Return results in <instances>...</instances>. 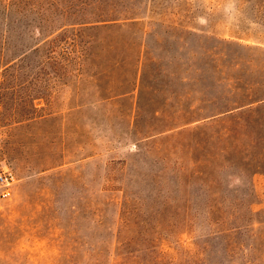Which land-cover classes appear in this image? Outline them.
Here are the masks:
<instances>
[{
	"label": "rangeland",
	"instance_id": "1",
	"mask_svg": "<svg viewBox=\"0 0 264 264\" xmlns=\"http://www.w3.org/2000/svg\"><path fill=\"white\" fill-rule=\"evenodd\" d=\"M17 1L7 56L86 0ZM104 1L138 14L58 29L3 67L0 165L17 180L0 197V264H240L218 240L201 249L207 204L248 205L231 240L264 255V0ZM172 196L188 225L160 220ZM116 233L127 259L109 257Z\"/></svg>",
	"mask_w": 264,
	"mask_h": 264
},
{
	"label": "trees",
	"instance_id": "2",
	"mask_svg": "<svg viewBox=\"0 0 264 264\" xmlns=\"http://www.w3.org/2000/svg\"><path fill=\"white\" fill-rule=\"evenodd\" d=\"M18 3L17 0H0L1 4V23H0V33H1V39H0V69H2L4 66L9 64L10 62L14 61L15 59L20 60L29 55V52H36L38 51V47L40 44L44 42V39L52 35L54 32H56L58 29L67 30V26L71 25H82L83 26H97V25H105V24H115L116 21L122 20V19H131L136 17L135 15L138 13L130 11L129 13H125L126 11H122L116 4H106L104 0H86L84 2V7L81 11V14L79 17H69L63 22H59L56 24H52L48 22L47 18L40 17V20L38 23H33L34 31L37 36L41 37L40 40L36 41L33 45L25 47V50L22 52L19 51L13 53L10 56L5 55L2 51L5 49V43L7 42V39L5 37V33H7L9 29V24L17 22L19 23L20 19L16 21L10 20V10L16 6ZM107 3H109L107 1ZM52 2H48V6L51 5ZM40 7H38L39 9ZM47 8V7H46ZM49 8V7H48ZM110 22V23H109ZM73 28V27H70ZM63 33V32H62ZM74 36V35H73ZM56 38H53L50 40V43H52ZM65 42L64 44L74 46L75 45V37H71L68 41L66 38H64ZM35 45H37L35 48H33ZM65 49H68V46H64ZM6 68H3L0 72V75L5 71ZM261 165H257V167L260 168ZM252 196V193L250 194ZM172 202H169L167 207L161 209L158 214L160 217V220H165V217H168L171 219V217L174 218V221H168L167 226L169 228H175L180 224L188 225L190 222V215H189V208L184 207V209L181 210L180 206L178 205V201L175 196H172ZM215 204H207L205 207V215L207 218V230L205 233V239L203 246L201 249L209 250L211 252H215L216 248V240H218L217 245V251L225 255V257H228L230 259V262L233 263V259L235 256L240 255L241 257V263L240 264H263L264 255H261L260 253L256 254V251L259 250V246H261V243H256V245H253L252 243H242V241L239 240H231L235 235H239L242 233L244 229H247L250 227L251 222L250 220V207L247 205L245 208H232V209H225L221 207H215ZM242 211L244 213H242ZM170 212V213H169ZM180 215L182 216L181 222H178L180 220ZM118 233V232H117ZM115 242H117L118 245L114 247V252H109V257L113 255L116 258L121 259H127V252L131 253V251H126L129 247V244L131 241H122L119 239V236H117ZM239 239V237H237ZM114 242V244H115ZM149 247H147L148 249ZM249 253H254L250 255ZM239 257V258H240ZM115 258V259H116ZM108 264H117V261L113 260L111 261L109 259ZM125 264H129V262H124ZM100 264V263H95ZM120 264V263H119ZM193 264H196L193 259ZM209 264H220L218 262L210 261ZM224 264V262H223ZM228 264V263H226Z\"/></svg>",
	"mask_w": 264,
	"mask_h": 264
},
{
	"label": "built area",
	"instance_id": "3",
	"mask_svg": "<svg viewBox=\"0 0 264 264\" xmlns=\"http://www.w3.org/2000/svg\"><path fill=\"white\" fill-rule=\"evenodd\" d=\"M17 178L13 170L7 165H0V197L6 198L11 194V186Z\"/></svg>",
	"mask_w": 264,
	"mask_h": 264
}]
</instances>
